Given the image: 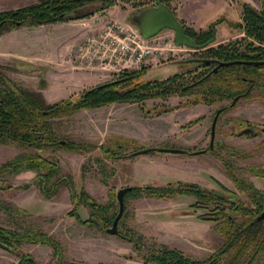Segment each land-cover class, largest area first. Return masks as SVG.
I'll list each match as a JSON object with an SVG mask.
<instances>
[{"label": "rangeland", "instance_id": "374dc122", "mask_svg": "<svg viewBox=\"0 0 264 264\" xmlns=\"http://www.w3.org/2000/svg\"><path fill=\"white\" fill-rule=\"evenodd\" d=\"M32 1L0 0V9L15 8ZM152 1L154 0H117L110 7L126 12L125 19L132 22L134 11L141 5L153 4ZM171 1L168 0L167 3L170 5ZM236 2L237 8L241 10L240 0ZM250 2L255 7H260V0ZM218 8L219 4L211 16L214 19L204 28L222 17L221 11H216ZM100 12L102 11L95 12L99 15L91 18L90 24L105 19L101 18ZM225 20L222 18L215 23L217 37L211 44L234 40L243 35L238 33L234 37L220 40L230 36L231 27L235 28ZM55 22H48L43 28L22 25L0 34V64L7 76L29 89L39 91L48 101L73 97L85 88L106 80L95 71L74 66L69 59L72 47L65 51L56 48L60 40L68 38L78 29V25L54 24ZM170 31L172 30L164 28L159 32ZM31 37L49 44L38 50V47L30 45ZM197 55L199 50L190 47L184 57L174 55L163 58L156 64H146L143 77L164 78L175 72H184L192 68L194 62L182 60ZM204 69L202 66L197 67L196 74ZM262 80L263 82L251 87L250 97L237 98L229 109L219 114L212 146L209 143L212 117L217 108L231 102L230 98L211 104L200 102L183 105L186 99L194 96L192 92L190 95L177 93L166 98L151 97L142 101H114L93 108H83L70 117L63 118L59 124L60 130L68 137L95 144L113 147L114 143L109 138L111 135L132 134L143 145L147 142V146L160 144L158 146L193 149L194 153L156 150L142 152L132 158H103L106 169H114V174L108 175L106 183L101 181V172L94 159L95 156L102 155L98 147L86 152L58 148L52 154L59 161L61 171L72 173L76 186L83 185L97 202H108L109 188H112L115 202L112 206L116 213V193L124 185L188 180L207 188H219L211 179L212 176L227 187L235 189L224 165L211 150H207L209 147L218 150L225 159L231 161L233 170L239 177L252 181L256 187L264 190V75ZM189 121L192 123L189 124ZM249 123L255 127L256 132L240 133L242 127ZM23 150L25 148L14 143L0 144V163ZM82 164L86 165L83 177L80 176ZM33 175L34 171L31 169L2 175L0 203L20 206L27 209L28 213L22 215L14 212L7 215L0 208V223L13 228H38L55 236L61 242L63 256L59 261H53L54 264H140L143 256L156 249L159 243H166L180 249L185 255L203 259L222 241L211 220L196 216L205 212V209L189 205L194 200L192 195L177 194L173 199L124 195V209L118 228L135 236L142 235V246L138 252L132 242L118 234L109 233L105 228L100 229L94 224H80L74 216L68 215L67 211L71 209L73 202L65 186L55 196L47 199L42 197L36 185L22 188L20 184L32 182ZM8 183L12 186H6ZM78 211L82 218L88 216V207L84 204L78 207ZM180 227L186 231L185 235L177 234ZM23 254L31 256L36 263L45 264L52 258V247L32 242H22L13 248L0 245V264H17ZM251 264L259 263L253 261Z\"/></svg>", "mask_w": 264, "mask_h": 264}, {"label": "trees", "instance_id": "16d2710c", "mask_svg": "<svg viewBox=\"0 0 264 264\" xmlns=\"http://www.w3.org/2000/svg\"><path fill=\"white\" fill-rule=\"evenodd\" d=\"M117 0H33L15 8L0 9V34L22 25L33 26L42 23L66 21L89 16L115 4ZM260 8L247 1H240L241 21L227 22L243 31L240 38L206 44L215 30L214 24L223 17L211 22L206 28L195 29L180 19L184 31L199 45V55L182 61L194 62L193 67L184 72H175L164 78H144L145 66L138 69H124L117 75L85 88L75 96L48 101L39 91H34L11 79L0 64V144L14 143L25 150L0 163V178L4 174L18 173L25 169L34 171L33 181L20 184L27 188L36 185L44 198H52L65 186L73 202L67 211L82 224H94L104 229L116 215L113 189L109 188L106 203L97 202L83 185L76 186L72 173L61 171V165L52 154L53 150L65 148L71 151L86 152L98 147L102 155L94 157L99 166L100 179L106 183L114 169L107 170L103 158H132L135 151L147 148L145 152L156 151V146L140 144L134 138L111 135L113 147L77 140L65 135L59 128L63 118L83 108H93L114 101H142L151 97L166 98L172 94H192L183 105L207 103L230 98L231 102L220 106L219 114L229 109L235 96L250 97L251 87L260 83L264 75V64L232 63L220 65L212 70L213 64H198L196 57H212L222 60L264 59V0ZM143 7L139 6L134 12ZM205 67L196 74L197 67ZM107 82V83H105ZM195 88V89H193ZM192 122L189 121V124ZM232 148V147H230ZM225 167L234 183L231 189L211 176L219 188H207L197 182L187 180L169 181L165 184L144 183L131 185L125 195L133 197L172 198L177 194H189L194 200L191 207H203L205 212L196 216L211 220L214 230L222 241L203 259L185 255L180 249L159 243L156 249L143 256L140 264H251L256 261L264 264V217L257 215L264 209V190L252 181L239 177L233 170V163L225 159L218 150L209 147ZM194 153L193 149H182ZM235 151V148H234ZM86 165H81L80 176L85 174ZM3 182L2 179H0ZM6 186H12L8 183ZM112 189V190H111ZM88 207V216L82 218L78 207ZM0 208L11 215H22L27 209L11 204L0 203ZM121 218V217H120ZM120 220V219H119ZM118 234L132 242L139 252L142 235L118 231ZM0 242L10 248L22 242H37L52 247V258L45 264H54L62 254L61 242L53 235L38 228H13L0 223ZM17 264H39L26 254L21 255ZM69 264H76L71 262Z\"/></svg>", "mask_w": 264, "mask_h": 264}, {"label": "built area", "instance_id": "2783aa9c", "mask_svg": "<svg viewBox=\"0 0 264 264\" xmlns=\"http://www.w3.org/2000/svg\"><path fill=\"white\" fill-rule=\"evenodd\" d=\"M189 49L174 41L173 31L144 36L132 22L108 17L93 22L91 29L71 48L69 59L74 66L108 79L124 69L156 64L174 55L184 57Z\"/></svg>", "mask_w": 264, "mask_h": 264}, {"label": "water", "instance_id": "95a60500", "mask_svg": "<svg viewBox=\"0 0 264 264\" xmlns=\"http://www.w3.org/2000/svg\"><path fill=\"white\" fill-rule=\"evenodd\" d=\"M133 21L139 31L144 36H152L164 28H169L173 31L174 41L178 44H185L192 48H198L199 45L195 43L194 39L187 35L184 31L183 24L180 18L175 14L173 9L166 3L164 0H155L154 4L145 5L138 9L132 15ZM215 39V34L213 33L212 37L206 42L210 44ZM198 64H213L212 70H216L220 65L232 64V63H249V64H264V59H232V60H222L212 57H196L194 58ZM107 83V82H105ZM238 96H235L233 101L237 99ZM219 115V109L213 115L210 127V146H212L214 135H215V126L217 118ZM252 128H245V131H249ZM160 151H171V152H180L182 149L178 147L170 146H156ZM147 148H143L135 151V153L145 152ZM131 188L130 185H124L117 190V201H118V211L113 218L111 226L106 227V231L110 233H117L118 227L117 223L120 219L123 209H124V194L127 190ZM264 217V209L257 215V218L260 219ZM0 245H3L0 243Z\"/></svg>", "mask_w": 264, "mask_h": 264}, {"label": "crops", "instance_id": "0c3cea01", "mask_svg": "<svg viewBox=\"0 0 264 264\" xmlns=\"http://www.w3.org/2000/svg\"><path fill=\"white\" fill-rule=\"evenodd\" d=\"M241 1V0H240ZM249 1L250 0H246ZM252 1V0H251ZM172 4L169 6L173 9L175 14L185 21L186 24L193 26L194 28H204L205 25L210 21L213 20L214 17H211L212 14L215 12L217 4H219V8L216 11H221L220 16H222L224 19L227 20H233V21H241L240 14L241 10L240 8H237V2L236 0H172ZM251 3V2H250ZM252 4V3H251ZM255 6V5H254ZM123 11V10H122ZM103 12V13H102ZM100 12L101 18H108V17H119V18H126L127 13L121 12L119 10H116L115 7H109L105 10ZM99 15L98 13H95L89 17L84 18H76V19H70L67 21H56L54 24H77L78 29L75 30V32L70 35L68 38L63 39L62 41L56 45V48H62L63 51L70 49L73 47L76 43H78L84 35L88 32V30L91 29L92 24H90V19L94 16ZM51 23V22H50ZM53 23V22H52ZM49 23H43L33 26H27L29 28H40ZM234 27V26H233ZM237 28V27H235ZM231 27V33L230 36H226L221 38L220 40L228 39L229 37H234L240 32V30L235 29ZM34 30V29H31ZM42 30V29H41ZM43 31V30H42ZM44 32V31H43ZM215 36L217 37V30L215 29ZM69 42H66L68 41ZM49 43L40 41V39H32L30 38V45L32 47H38V50H42V46H47ZM119 135V134H114ZM120 136V135H119ZM125 137H130L136 139L137 137L132 136V134H123ZM139 140V138H137ZM140 143V142H139ZM142 143V142H141ZM147 143V142H146ZM145 143V145H147ZM160 145V144H158ZM156 145V146H158ZM153 146V144L149 145ZM197 154V153H196ZM194 154V155H196ZM173 199V198H172ZM186 231L183 227H180L177 234H183L185 235ZM183 235H181L183 237ZM164 241L167 242V240L164 239ZM171 243V242H170Z\"/></svg>", "mask_w": 264, "mask_h": 264}, {"label": "flooded vegetation", "instance_id": "af4514ba", "mask_svg": "<svg viewBox=\"0 0 264 264\" xmlns=\"http://www.w3.org/2000/svg\"><path fill=\"white\" fill-rule=\"evenodd\" d=\"M165 1V0H164ZM241 1H246V0H241ZM166 3L168 2V0H166L165 1ZM247 2H249V1H247ZM152 3L154 4L155 3V0L154 1H152ZM250 3V2H249ZM168 5H169V3H167ZM146 5H149V4H146ZM253 5V4H252ZM254 6V5H253ZM260 6H261V4H260ZM255 7V6H254ZM256 8H258V7H256ZM260 8V7H259ZM185 22V21H184ZM188 25V24H187ZM215 25V24H214ZM215 28V27H214ZM196 29V28H195ZM199 29V28H198ZM241 31V30H240ZM242 33H243V31H241ZM214 34H215V30H214V32H213ZM216 37V36H215ZM213 42V41H212ZM211 42V43H212ZM216 112V111H215ZM219 116V115H218ZM213 118V117H212ZM243 129L240 131V133H250V134H253V133H255L256 131H255V127L253 126H251L250 125V123L248 124V125H246L245 127H242ZM245 128H252L251 130H249V131H245L244 129ZM188 181V180H187ZM169 182V181H168ZM194 182V181H193ZM167 183V182H166ZM165 184V183H164ZM200 184V183H199ZM131 185H134V184H131ZM130 185V186H131ZM158 185V184H157ZM161 185V184H160ZM68 190V189H67ZM68 193H69V191H68ZM126 193V192H125ZM125 195V194H124ZM43 197V196H42ZM69 197H70V194H69ZM116 197H117V193H116ZM174 198V197H173ZM47 199V198H46ZM160 199V198H159ZM86 218V217H85ZM78 223H80L78 220H76ZM113 221V220H112ZM119 221V220H118ZM80 224H82V223H80ZM111 224H112V222L109 224L110 226H111ZM83 225H85V224H83ZM89 225V224H88ZM106 227H108V225L106 226ZM106 227H105V231H106ZM117 227H118V223H117ZM118 231H119V228H118ZM118 231H117V233H112V234H118ZM108 232V231H107ZM110 233V232H109ZM119 235V234H118ZM120 236V235H119ZM1 243V242H0ZM32 243H37V242H32ZM3 244V243H2ZM1 246H3V245H1ZM4 247H8L7 245H5L4 244ZM8 248H10V247H8ZM30 258H32L31 256H29ZM33 259V258H32ZM34 260V259H33Z\"/></svg>", "mask_w": 264, "mask_h": 264}]
</instances>
